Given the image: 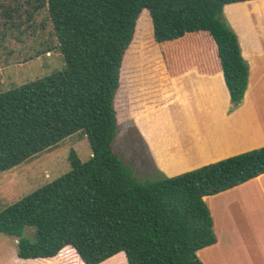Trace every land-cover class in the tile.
<instances>
[{"label":"trees","instance_id":"obj_1","mask_svg":"<svg viewBox=\"0 0 264 264\" xmlns=\"http://www.w3.org/2000/svg\"><path fill=\"white\" fill-rule=\"evenodd\" d=\"M247 1L0 0V47L16 33L21 40L45 11L56 46L36 57L57 49L65 61L61 71L0 94V172L76 134L92 151L83 162L71 150L68 173L0 212V233L18 239V258H53L71 247L84 264L119 253L128 264H204L197 253L217 242L205 197L263 175L264 147L143 183L113 151L115 95L125 56L145 37L171 75L222 72L238 107L249 67L224 8Z\"/></svg>","mask_w":264,"mask_h":264},{"label":"crops","instance_id":"obj_2","mask_svg":"<svg viewBox=\"0 0 264 264\" xmlns=\"http://www.w3.org/2000/svg\"><path fill=\"white\" fill-rule=\"evenodd\" d=\"M224 15L249 67L247 91L235 109L220 71L192 67L171 75L163 55L161 61H146L147 74L142 78L139 71L122 75V64L121 124L135 129L143 141L146 174L175 177L264 147V0L227 5ZM3 70L0 67V73ZM205 201L218 238L197 253L200 260L264 264V236L258 237L264 223L256 224L264 220V174ZM241 237H250L248 251ZM121 254L101 264H126Z\"/></svg>","mask_w":264,"mask_h":264},{"label":"rangeland","instance_id":"obj_3","mask_svg":"<svg viewBox=\"0 0 264 264\" xmlns=\"http://www.w3.org/2000/svg\"><path fill=\"white\" fill-rule=\"evenodd\" d=\"M143 18V17H142ZM146 24V23H145ZM144 24V25H145ZM9 37V40L0 47V94L17 89L27 83L42 79L61 71L65 66L63 55L57 50L47 52L36 57L38 52L55 47L56 41L52 34L51 22L47 13L43 11L27 32ZM163 53L146 42L143 37L136 46L127 53L123 60L122 75L137 72L143 78L147 73L146 61L154 58L161 61ZM35 58L31 60V58ZM123 103L121 88L116 93L115 110L118 113V131L113 142V151L129 166L135 176L143 183L153 182L159 176L146 174L143 169L147 164V154L143 141L135 129L121 124L123 117ZM171 112L175 108L171 107ZM184 113V111L182 112ZM75 151L79 159L88 161L92 156L89 141L85 135L67 138L56 149L40 155L27 164H23L11 171L0 172V212L25 196L62 177L71 170L69 155ZM256 223V222H255ZM264 220L256 223L260 226ZM260 236H264V229ZM34 230L26 228L24 237L34 241ZM248 234V229L247 233ZM218 238V237H217ZM245 249L248 251L250 237H241ZM18 239L0 233V264H79L78 254L75 249L67 247L53 258L20 261L17 255ZM123 259L127 257L121 254ZM121 259V258H120ZM22 260V259H21Z\"/></svg>","mask_w":264,"mask_h":264}]
</instances>
